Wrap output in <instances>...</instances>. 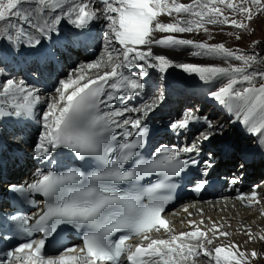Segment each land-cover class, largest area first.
Returning a JSON list of instances; mask_svg holds the SVG:
<instances>
[{
  "label": "snow or ice",
  "instance_id": "obj_1",
  "mask_svg": "<svg viewBox=\"0 0 264 264\" xmlns=\"http://www.w3.org/2000/svg\"><path fill=\"white\" fill-rule=\"evenodd\" d=\"M96 3L102 7H96ZM193 4L176 0H0V41L12 45L15 52L21 46L38 49L44 39L59 33V25L65 19L77 29L86 28L93 20L109 21V32L105 34L107 60L81 65L59 81L56 95L50 97L41 113L43 131L34 150V158L46 163L54 162V153L58 156L61 150H68L84 161L85 166L66 170L45 167L37 170L23 188H14L25 196H42L44 205L30 214L11 215L8 220L18 233L28 237L34 233L42 235L4 252L6 259L0 260V264H125V261L127 264H180V260L201 256L214 264H251L260 257L257 251L245 253L235 244L207 247L214 243L213 236L228 235L220 231L221 225L215 221L210 225L203 220L189 221L194 230L171 234L170 239L150 235L153 230L171 233V222L162 214L173 196L163 193H171L176 188L173 177L201 163L189 154H198L200 145L216 134L207 117L187 110L169 127L174 131L188 129L191 124L204 120L207 130L200 132L190 145L183 148L161 145L146 157L143 149L148 129L141 126V119H130L126 114L147 116L162 102L163 94L150 97L139 107H108L125 97L143 95L145 83L142 81L148 76L149 68L160 73L179 68L207 84L223 80L210 95L233 108L236 118L251 134L264 136V82L256 84L257 78L264 81V71L253 67L264 60L256 54L231 50L223 43L209 44L171 35L201 30L207 33L206 25L249 30L254 15L264 13V0H239V3L193 0ZM219 5L242 19H230ZM182 12L192 18L184 20L177 16L172 22L160 19L162 15L171 17ZM13 20L18 23L14 24ZM157 33L169 35L157 36ZM114 43L121 47L115 48ZM137 45L145 46L144 50H137L134 47ZM154 47L170 51L190 49L193 57L219 60L222 64L178 63L166 53L154 52ZM133 66L141 72L129 75L123 71ZM102 67L110 70L89 75L91 70ZM5 72L6 68L0 67V76ZM237 85L246 86L237 88ZM38 91L23 79L6 78L0 83V116H31L36 105L42 103ZM125 126L137 129L135 136L129 132L121 135L118 130ZM203 163L205 168L212 167L210 161ZM239 167L243 169L244 163ZM154 174L163 179L149 181L148 185L141 183ZM206 183V180L198 183L195 191L202 190ZM231 183L237 180L234 178ZM258 188L259 185L254 186L249 194H240L237 199L247 207L264 203ZM261 215L264 216V211ZM62 225L81 234L82 246L45 253L46 242L49 238L55 239ZM245 232L251 240H264V236H253L247 229ZM185 237L197 243H178ZM135 238L140 241L127 243Z\"/></svg>",
  "mask_w": 264,
  "mask_h": 264
},
{
  "label": "bare ground",
  "instance_id": "obj_2",
  "mask_svg": "<svg viewBox=\"0 0 264 264\" xmlns=\"http://www.w3.org/2000/svg\"><path fill=\"white\" fill-rule=\"evenodd\" d=\"M180 2H182V1H180ZM202 2H206V0H202ZM236 2L239 3V0H236ZM95 6L96 7H102L99 3H96ZM219 7H221V9L225 12V14L229 15L230 19H242V17H239L236 14H233L230 9H226L224 7V5H219ZM254 12H255V8H254ZM262 17H264V15L262 13L259 15H254V18L250 23V28H249V30H246V31L245 30H239V29H236L234 27L227 26V25H217L215 27L222 28L224 30H228V29L230 30L231 29L230 32H234V31H232V29L239 30L241 32V34L243 33L248 38L246 40H249L251 38V36L254 35V32H256L255 28H254L255 22L262 19ZM99 20L101 21L102 19H99ZM99 20H96V21H99ZM104 22L106 24V33H108L109 29H108L107 25L109 24V21L104 20ZM23 26L25 27V29H28L27 25H23ZM59 29H60V31L58 34L55 32L52 33L51 39H44L42 41V45L38 49L28 48L25 52L27 57H34L40 63H42L45 60L44 55L57 57L58 56L57 52L60 49L63 48V49L70 50L71 38H70V41L67 42L65 46H60V45H58L57 41L52 40V38H54V37L58 38L59 36H62L65 34L63 23L59 25ZM213 30H215V29H213ZM28 31H31V30L28 29ZM218 32H220V29ZM236 33H238V32H236ZM211 34H212V32H211ZM235 34L231 36L228 33V37L230 36V38L231 37L233 38V36H236ZM74 35L79 37V36H81V33L74 32ZM214 37H212V38H214ZM251 39H253V38H251ZM241 42H243V41L241 40ZM219 43H221V42H219ZM237 43L238 42H236V44ZM114 46H115V48L121 47L118 43H114ZM111 47H112V45H109V48H111ZM134 47L137 50H144L145 46L137 45ZM0 50H3L7 53H16L17 55H18V53L21 52V51L15 52L13 49V46L10 44H7V43H4L2 45L0 43ZM153 51L158 53V54H165L166 53L170 56V58H180L181 62H191V63L200 64V65H202V63H204V62L199 63V61H197V60H192V59L189 60L190 58L189 59L183 58L184 56H183L182 52H180V54H178L174 51H169V50H165V49L158 48V47H154ZM115 55H116V53L113 52L114 58H115ZM132 55H135V53H133ZM0 57H2V56H0ZM74 60H75V63L73 65H71L70 68L67 69V67H65V69L63 71L66 72L67 75L65 77H62L61 79L67 78V76L69 75L70 72H72L73 69H77L81 65H86L88 63H93V62L100 61V60L106 61L107 60V53H106L105 49L101 47L99 49V56L97 58L95 57L94 60L88 59L82 55L81 56H79V55L74 56ZM113 62H116L115 59ZM45 63H46V60L44 61L42 68L39 70V72L41 73V76H42V81H45V83H46L45 86H44V83H42V81L37 80V76H36L37 74L34 71H32L27 65L23 66L24 72L26 73V70H27V72H28L27 75L30 78V81H26V83L31 87L37 88L39 90L38 94H39V92H43V90L46 87H49V82H48L49 77L46 76L47 72H46ZM0 67H4V66H2V64L0 63ZM109 70H110V67H102L100 69H93V70H91L89 75L94 76L97 72H103V71H109ZM169 76L170 75L167 74L168 78H169ZM59 77H60V75L57 74L56 78H59ZM6 78H13L16 80H20V79H23L24 77L22 76V73H19L18 71H13V69L8 70L6 68L5 74L3 76H0V83H3ZM209 85L205 86L201 93L208 92L211 89V86H209ZM181 93H183V92H181ZM53 95H56V93L54 92L51 96H53ZM167 100L168 99H166V101ZM171 101H172V99L170 101H168V104ZM164 107H165V102L162 101L154 111L157 113L163 112V111H165ZM24 117L26 119L29 118V116H24ZM20 120H21L20 117L0 116V183L2 182V184H5L4 189L2 187H0V194L5 192V189H6L5 186H7L8 183L11 184L10 181H15V180L22 181V180H25L28 178L32 179L34 177V173L37 170L43 169V168H40L39 164L34 161L35 158H34V151H33V149H34L33 143L30 141H27L25 138H23L19 135L18 123ZM2 139H4L5 142H3ZM258 148H260V149L264 148V143L259 145ZM3 151H6V154H2ZM197 155L198 154L195 153V156H197ZM230 156L235 157L236 152L233 151ZM249 159L254 160V159H256V156L251 154V155H249ZM249 159L244 161V163L246 165H248ZM231 163H234V161L232 160ZM256 172H259L261 178H264V157L260 159V161L257 165V168H256ZM197 185H198V183H192L191 185L188 186V188H189V190H191V189L197 187ZM262 197L264 198V192L262 193ZM195 204L198 205L197 209H201L203 212L200 215H196L192 221L199 223V221L203 220V221L208 222L209 225L211 224V222L215 221L221 225L220 231L226 232L230 236L246 235L248 238H250L249 235H247L245 232L246 229L249 230L253 236H257V237L264 236V220L261 219V216H262L261 212L264 211V203L259 204V205L255 204V206L249 210L242 208L240 205H238L237 203H235L234 201H232L228 198H220V199L212 200V201H208L207 199H198L195 201ZM188 208L192 212L196 210L194 208L193 204H190L188 206ZM199 226L202 229L206 228V225H199ZM179 228H182V225H180ZM192 230H194V229L192 228ZM209 235H211V233ZM214 237H216V236H213V238ZM220 238H223V237L220 236ZM240 241L237 240L236 238H233V239L229 240L228 243L224 242L223 245L235 244V245H238L239 249L242 251L243 248H246V244L239 243ZM251 241H252L251 247H254L255 251H258V252L264 251V240L256 239V240H251ZM217 244L218 245H215V246H220V244H222V243L217 242ZM215 246L212 245L213 248ZM207 247L211 248L210 245H207ZM203 260H204V257H202V256L200 257V259L199 258L192 259L189 257V259H187L183 264H200V263H202Z\"/></svg>",
  "mask_w": 264,
  "mask_h": 264
},
{
  "label": "rangeland",
  "instance_id": "obj_3",
  "mask_svg": "<svg viewBox=\"0 0 264 264\" xmlns=\"http://www.w3.org/2000/svg\"><path fill=\"white\" fill-rule=\"evenodd\" d=\"M180 1H182V2H180ZM177 3H182V4H193V0H177L176 1ZM193 7L195 8V5L193 4ZM263 15H264V13H262ZM173 16H171V17H169V16H167V15H162L161 17H160V19L162 20V21H164V22H172L173 21V19H175V18H177V16H179V18L180 19H184V20H186V19H191L192 17L190 16V14H188V13H180V14H172ZM183 15V16H182ZM189 16V17H188ZM165 19V20H164ZM171 19V20H170ZM263 22V23H262ZM13 23L14 24H16V23H18V21H16V20H13ZM262 25V26H261ZM217 26V25H216ZM206 27L209 29V31L206 33V32H204L203 30H201V31H199V32H192V33H183V34H171V35H174V36H177V37H179V38H186V39H191L192 37V40H194V41H197V42H200V41H204V42H207V43H209V44H216V43H219V42H221V43H223L227 48H229V49H231V50H240L241 52H244V53H247V54H256L261 60H264V17H262V19H260V20H258L257 22H255V24H254V28H255V31L256 32H254V35L253 36H251V38H253V39H249V40H246V39H248L243 33L241 34V32L239 31V30H236V29H232V31H234V32H230L231 31V29L228 31V30H224V29H222V28H217V27H215V26H213V25H206ZM213 29H215V30H213ZM219 29H220V32H218L219 31ZM259 29V30H258ZM26 30H28V29H26ZM29 30H31L32 31V29H29ZM214 32H213V31ZM218 30V31H217ZM217 31V32H216ZM227 31V32H226ZM238 32V33H236V32ZM211 32H212V34H211ZM216 32V33H215ZM212 35H210V34ZM223 33V34H222ZM228 33H229V35H234L235 33V35L237 36V35H239L240 37H241V39H236V36H233V38L231 37L230 38V36L228 37ZM232 33V34H231ZM214 34V35H213ZM217 34V35H216ZM157 36H163V35H169L168 33H157L156 34ZM190 35V36H189ZM194 35V36H193ZM215 36V37H214ZM212 37H214V38H212ZM235 38V39H234ZM258 38V39H257ZM262 38V39H261ZM203 39V40H202ZM233 39V40H232ZM260 39V40H259ZM236 40V41H235ZM241 40L243 41V42H241ZM260 41V42H259ZM235 42V43H234ZM236 42H238L237 44H236ZM0 43H1V45L2 44H4V43H7V42H5V41H0ZM249 44V45H248ZM28 48H26V47H23V46H21V51H26ZM170 51V50H169ZM174 52H176V53H178V54H180V52H182V54H183V58H186V59H189V60H197V61H199V63H202V62H204V63H202V65H209V64H218V65H220V64H222V62L221 61H219V60H215V61H213V60H211V59H208V58H201V57H193V56H191L190 55V49H184V50H176V51H174ZM7 54H10L11 55V59L12 60H14L13 61V63L12 62H10L9 64L8 63H1L2 64V66H4L5 68H7L8 70L11 68V66L14 68V69H16L15 68V66L16 65H18V59H19V57L16 55V54H14V53H7V52H5V51H3V50H0V56H3V55H7ZM97 55L99 56V52L97 53ZM22 56V55H21ZM98 56H96V58L98 57ZM2 58V57H1ZM86 58H88V59H92V58H89V57H86ZM172 59H174L176 62H178V63H191V62H181V60H180V58H172ZM4 60V59H3ZM2 60V61H3ZM1 61V60H0ZM232 63L233 64H239L240 62H237V61H232ZM255 69H257V70H259V71H264V63H258V64H256V65H254L253 66ZM167 74L168 75H173V74H175L176 76H178V77H180V78H182L183 77V81L185 82V83H191V80H200L199 78H198V76H196V75H189V74H187V73H184L183 72V70L182 69H179V68H169L168 69V71L166 72V73H164V75H163V77H162V79H167ZM169 78L170 79H172V77L171 76H169ZM162 79H160V84H161V86H166L165 85V83H164V81L162 80ZM175 80H177V78L175 77L174 78ZM180 80H182V79H180ZM196 82V81H195ZM224 81L223 80H218V84H217V89H218V87L219 86H221V84L223 83ZM261 82H264V81H261L259 78H257V80H256V84L257 85H259ZM163 83V84H162ZM207 85H209V84H207ZM207 85H205V86H207ZM204 86V87H205ZM209 86H211V88H212V85H209ZM243 86H246V85H237L236 87L237 88H240V87H243ZM204 87H202L201 89H200V93L202 92V90L204 89ZM213 89V88H212ZM216 89V90H217ZM180 91H182V90H180ZM187 98H189V99H192V98H190V97H187ZM168 100H167V102L168 101H170L171 99H169V98H167ZM182 99H184V97H182ZM182 99H179L180 100V102H182ZM176 102H178V100H176ZM178 104H179V102H178ZM179 106V105H178ZM188 107V106H187ZM236 129V128H235ZM235 129H234V131H235ZM2 141L3 142H5L4 141V139H2ZM2 154H6V151H3L2 152ZM11 183H12V181H10ZM4 185L5 184H2V182L0 183V187H2L3 189H4ZM6 187V186H5ZM261 219H263L264 220V216H261ZM221 237H223V238H220V236H219V238L218 237H214L213 238V241H214V243L212 244L213 246H215V245H218L217 244V242H220V243H222V244H220V245H223V243L225 242V243H228L229 242V240H231V239H233V238H236L237 240H241L239 243H244V244H246V248H243V252H245V253H250L251 251H253L254 250V247H251L252 246V241H251V239L250 238H248L246 235H239V236H230V235H227V236H221ZM215 239V240H214ZM222 239V240H221ZM246 239V240H245ZM224 240V241H223ZM212 245H210V247L211 248H213L212 247ZM207 246V245H206ZM249 249V250H248ZM258 252V251H257ZM258 253H260V257L258 258V259H256V260H252L251 261V264H264V251H259ZM199 259H200V257H199ZM186 260H184L183 261V263L185 262ZM200 264H214V261H211L209 258H204V260L202 261V263H200Z\"/></svg>",
  "mask_w": 264,
  "mask_h": 264
},
{
  "label": "water",
  "instance_id": "obj_4",
  "mask_svg": "<svg viewBox=\"0 0 264 264\" xmlns=\"http://www.w3.org/2000/svg\"><path fill=\"white\" fill-rule=\"evenodd\" d=\"M176 78H178V79H183V78H180V77H178V76H175Z\"/></svg>",
  "mask_w": 264,
  "mask_h": 264
}]
</instances>
